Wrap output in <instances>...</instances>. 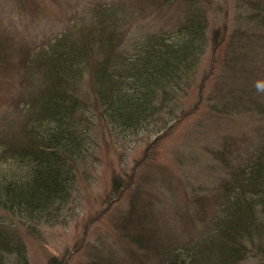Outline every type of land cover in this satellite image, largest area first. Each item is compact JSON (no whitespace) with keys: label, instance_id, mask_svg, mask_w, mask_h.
Instances as JSON below:
<instances>
[{"label":"rangeland","instance_id":"374dc122","mask_svg":"<svg viewBox=\"0 0 264 264\" xmlns=\"http://www.w3.org/2000/svg\"><path fill=\"white\" fill-rule=\"evenodd\" d=\"M199 17L208 46L174 97L183 114L159 134L108 124L93 68L78 62L72 90L91 135L66 206L42 223L0 207V227L24 243L28 264H162L216 236L230 187L264 152V0H0V143L15 142L43 101L59 46L73 42L95 64L105 49L135 54ZM249 234L238 262L264 264L263 232Z\"/></svg>","mask_w":264,"mask_h":264},{"label":"trees","instance_id":"16d2710c","mask_svg":"<svg viewBox=\"0 0 264 264\" xmlns=\"http://www.w3.org/2000/svg\"><path fill=\"white\" fill-rule=\"evenodd\" d=\"M205 32L201 17L187 20L175 34H159L141 45L142 52L113 55L105 49L104 58L95 64L87 55L78 58L73 42L59 46L49 62L52 84L44 93L45 100L27 113L25 130L15 142L0 143V207L23 222L42 223L53 221L66 206L76 179V162L89 148L86 141L91 135L72 90L73 78L82 71L80 62H90L85 67L93 68L95 105L108 124L132 130L151 128L159 134L183 114L174 97L197 72L208 46ZM102 41L94 43L100 46ZM109 41L108 37L104 48L110 46ZM236 180L216 222L220 240L215 234L193 240L170 257L166 254L162 264L240 263L250 229L258 227L264 235V152L253 170ZM10 237L1 226L0 264L13 256L18 264H28L24 243Z\"/></svg>","mask_w":264,"mask_h":264}]
</instances>
